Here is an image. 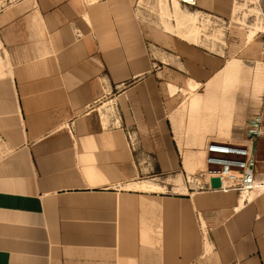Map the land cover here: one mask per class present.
<instances>
[{
    "label": "crops",
    "instance_id": "0c3cea01",
    "mask_svg": "<svg viewBox=\"0 0 264 264\" xmlns=\"http://www.w3.org/2000/svg\"><path fill=\"white\" fill-rule=\"evenodd\" d=\"M134 6L0 3V264H264V110L254 191L178 188L213 140L123 22Z\"/></svg>",
    "mask_w": 264,
    "mask_h": 264
},
{
    "label": "rangeland",
    "instance_id": "374dc122",
    "mask_svg": "<svg viewBox=\"0 0 264 264\" xmlns=\"http://www.w3.org/2000/svg\"><path fill=\"white\" fill-rule=\"evenodd\" d=\"M195 3L135 0L133 14L122 20L144 33L140 44L150 48L152 65L182 72L183 77L177 73L171 77L184 79L190 90L178 105L182 120L213 141L244 145L260 121L255 115L264 110L263 0ZM204 168L200 165L181 176L175 181L178 188L206 190L196 175ZM145 185L151 190L165 186L152 180Z\"/></svg>",
    "mask_w": 264,
    "mask_h": 264
},
{
    "label": "built area",
    "instance_id": "2783aa9c",
    "mask_svg": "<svg viewBox=\"0 0 264 264\" xmlns=\"http://www.w3.org/2000/svg\"><path fill=\"white\" fill-rule=\"evenodd\" d=\"M24 0H0L1 6L17 5ZM264 5V0H263ZM205 168L196 174L203 180L201 189L213 190L211 180L218 178L222 192L248 196L258 185L253 146L229 142H210L205 147Z\"/></svg>",
    "mask_w": 264,
    "mask_h": 264
},
{
    "label": "water",
    "instance_id": "95a60500",
    "mask_svg": "<svg viewBox=\"0 0 264 264\" xmlns=\"http://www.w3.org/2000/svg\"><path fill=\"white\" fill-rule=\"evenodd\" d=\"M256 145L253 146V151L255 150ZM221 187V182L218 178H213L211 180V188L213 190H218Z\"/></svg>",
    "mask_w": 264,
    "mask_h": 264
},
{
    "label": "bare ground",
    "instance_id": "6f19581e",
    "mask_svg": "<svg viewBox=\"0 0 264 264\" xmlns=\"http://www.w3.org/2000/svg\"><path fill=\"white\" fill-rule=\"evenodd\" d=\"M189 6H196L195 0H175Z\"/></svg>",
    "mask_w": 264,
    "mask_h": 264
}]
</instances>
